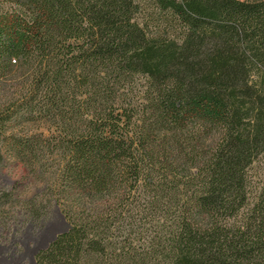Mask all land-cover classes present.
I'll return each instance as SVG.
<instances>
[{"label":"trees","instance_id":"trees-1","mask_svg":"<svg viewBox=\"0 0 264 264\" xmlns=\"http://www.w3.org/2000/svg\"><path fill=\"white\" fill-rule=\"evenodd\" d=\"M263 155L264 0H0V170L42 184L0 220L69 225L35 264H264Z\"/></svg>","mask_w":264,"mask_h":264},{"label":"rangeland","instance_id":"rangeland-1","mask_svg":"<svg viewBox=\"0 0 264 264\" xmlns=\"http://www.w3.org/2000/svg\"><path fill=\"white\" fill-rule=\"evenodd\" d=\"M32 130L45 136L49 132L48 126L42 123L33 126ZM263 180L264 155L259 158L249 171V182L252 189ZM17 183L21 185L20 192L15 194V197L19 199L30 198L42 188V184L29 176L27 170L21 164L10 163L4 166L0 170V191H10ZM23 185L24 187H22ZM49 201L50 198L46 197L43 203L46 204ZM49 204L47 217L42 220L22 223L19 206L11 212L12 217L9 221H6V219L0 220V247L13 250L16 254H21L24 250L26 259H28L31 252L34 254L38 250V244L41 245L48 238L50 244L57 235L65 232L69 225L62 213L61 206L54 201ZM49 244L46 242L42 247H46Z\"/></svg>","mask_w":264,"mask_h":264},{"label":"crops","instance_id":"crops-1","mask_svg":"<svg viewBox=\"0 0 264 264\" xmlns=\"http://www.w3.org/2000/svg\"><path fill=\"white\" fill-rule=\"evenodd\" d=\"M49 244V238L45 240L41 245H37V251L32 254V252L29 255V258L26 259V254L25 251L21 254H16L15 251L10 250V249H2L0 247V264H35L34 261V255L41 249H45L46 247H42L45 243Z\"/></svg>","mask_w":264,"mask_h":264}]
</instances>
